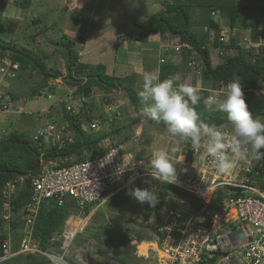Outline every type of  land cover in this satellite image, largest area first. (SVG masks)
I'll return each instance as SVG.
<instances>
[{
  "label": "rangeland",
  "instance_id": "obj_1",
  "mask_svg": "<svg viewBox=\"0 0 264 264\" xmlns=\"http://www.w3.org/2000/svg\"><path fill=\"white\" fill-rule=\"evenodd\" d=\"M20 1L0 0V37L14 42V46L31 52L34 57L47 53L49 57L44 60V64L54 75L46 73L49 79L45 78L47 82L39 88L41 76L35 70L23 71L22 79L17 75L19 70L16 76L11 78L4 77L0 72V138L14 128L34 137L40 130L45 129L48 121L55 120L57 116L55 123L58 122V126L65 124L61 117L62 105L58 104L59 107L57 106L55 111L53 106L63 103L71 95L78 105L82 103L79 98L81 94L75 93V86L67 83L66 62L61 55V48L58 47L61 46L64 36L75 42L73 49L78 53L80 61L94 66L102 63L111 75H133L139 90L142 87L141 74L147 71V64L159 69L164 50L170 49L171 46H180V41L178 38L158 33H151L149 41H140L136 39L140 30L134 23L147 20L168 3H179L192 9L197 7V11L200 6H206V0H30L28 5H22ZM237 2L247 6V15L245 20L243 16L239 18L238 26L235 27L236 35L230 31L228 20L219 17L220 23L226 29V35L236 36L242 45L248 36H251V40L258 37L256 42L263 41L264 37L258 31L264 28V0ZM197 11H193L195 16ZM37 19L39 20L36 21ZM203 30L210 32L208 47L214 66L222 61L225 55L236 52L234 48H227L224 49L225 55L220 56L218 47L215 48L213 44L212 31L208 26H204ZM84 40L88 43L85 44ZM193 56L197 67L190 66L189 73L182 67L183 69L180 68L169 78H177L178 82H188L199 88L210 87L201 77L202 66L198 55ZM178 57L181 58L177 56L176 63L181 65V59ZM9 60L8 55L5 56L3 61L0 59V65ZM153 71L159 73L154 69ZM37 88L41 89V93L33 95L32 92ZM261 90L255 89L250 93L263 102L264 95L260 94ZM104 95L108 96V102L105 101ZM87 102L90 104L88 108L99 121L97 131L111 134L105 142L113 144L120 140L119 143L124 144L135 157L150 158L154 149L162 148L168 150L173 160H180L191 145V142L183 143L179 145L178 151H172L177 147L175 138L167 134L165 127L144 117L139 123L128 126L137 113L123 86H118L108 94L95 88ZM47 109H52L54 113L46 116ZM116 126L122 128L120 134H113L112 129ZM46 138L48 140L45 141L49 145L51 137ZM179 166L180 164L177 165V171ZM154 180L162 183L149 179L145 182H135L129 187L149 188L156 192ZM129 187L107 203L99 207L94 206L86 213L71 208L72 214L66 219L63 230L53 236L54 241L61 243L60 246L49 248L47 252L51 255H19L4 264L165 263L168 258L167 241H159L150 226L156 228L158 224L155 220L156 208L147 203L141 204L130 197L127 194ZM189 200L181 190L178 194H167L159 216L169 208H186L190 204ZM218 217V214L214 216L216 222Z\"/></svg>",
  "mask_w": 264,
  "mask_h": 264
},
{
  "label": "built area",
  "instance_id": "obj_2",
  "mask_svg": "<svg viewBox=\"0 0 264 264\" xmlns=\"http://www.w3.org/2000/svg\"><path fill=\"white\" fill-rule=\"evenodd\" d=\"M220 40L226 43L227 37L222 35ZM244 46L260 53L264 40L252 42L250 38H245ZM180 48L181 45L175 49ZM0 66V72L7 78L16 76L19 70V62L11 59ZM189 66L197 67L193 57ZM226 85L219 83L208 92L222 96ZM241 86L244 92L248 91L243 84ZM79 98L82 100L80 105L71 95L63 103H56L52 109L56 110L62 105L61 117L64 110L72 117L78 116L87 102L85 96ZM52 109L46 110V116L54 113ZM55 120H58V116ZM55 120L48 121L45 129L40 130L33 139L48 140L46 137L49 136L52 140L49 145L59 148L66 140L72 141L74 136L69 123L65 121V124L58 126ZM225 124L227 121L215 125L224 127ZM84 128L97 130L99 121L95 117ZM100 145L106 151L99 156L86 153L81 158L72 155L47 159L43 153L40 169L31 178L30 201L20 212L12 209L11 201L18 194L24 178L4 185L2 192L6 200L2 216L5 225L0 229V264L19 255L50 254L34 238L36 215L44 199L54 201L58 206L69 204L85 213L87 206H90L89 210L94 206L99 207L135 182L154 179L141 163L146 164L148 158L135 157L122 143L107 144L104 139ZM190 150L191 155L187 156L189 150L185 153L177 171L178 182L170 183L180 189L187 199L190 198V204L184 209L169 208L155 219L158 222L155 233L159 241H167L168 253L167 261L157 264H208L211 259H214L213 264H257V260L264 264V162H240L229 174H220L203 147L197 150L191 144ZM131 160L134 167L130 165L118 178V168ZM68 161L71 163L68 164ZM130 177H134L132 184H129ZM216 214L219 216L218 222L214 220ZM14 218L22 225L15 240L11 226ZM237 230H241L242 234H236ZM4 234L7 237L2 239Z\"/></svg>",
  "mask_w": 264,
  "mask_h": 264
},
{
  "label": "trees",
  "instance_id": "obj_3",
  "mask_svg": "<svg viewBox=\"0 0 264 264\" xmlns=\"http://www.w3.org/2000/svg\"><path fill=\"white\" fill-rule=\"evenodd\" d=\"M30 0H21L20 4L28 5ZM197 8V7H195ZM192 9L179 3H168L165 8L158 10L150 18L144 21L135 22L134 25L139 28V34L136 39L140 41H148L151 33H159L161 35H169L178 38L186 45L181 49V65L173 63L171 60H165L160 63V79L169 78L171 74L177 73L180 68L184 67L187 73L191 72L188 65L194 54H197L202 66L201 77L210 87L202 88V96L209 95L207 88H214L219 83L228 84L234 77H238L248 91H245V99L249 110L255 118L264 119V101L251 96L255 89H264V46L260 53H255V49H247L243 47L236 36H231L230 41L225 44L220 40L223 31V25L219 21V17L227 19L228 26L234 28L238 26L239 18L245 20L248 8L242 2L237 0H206V6H200V10ZM264 10V6H262ZM197 11L195 16L194 12ZM198 15L200 17H198ZM37 19L36 21H38ZM208 26L209 30H214L213 44L215 47L223 46L225 49L234 48L236 52L225 55L224 59L215 66L212 64L211 54L209 51V35L210 32L204 31L203 27ZM247 27L246 24H244ZM199 29L196 30L195 28ZM264 37V28L258 31ZM64 46L61 48V55L65 59L67 83L75 86V93L81 94L86 98L91 97L95 88H98L104 94L110 93L118 86H123L134 107L137 116L131 121L130 125L140 122L142 116L139 115L142 108L141 102L137 95L136 77L133 75L116 76L108 74L106 66L102 63L92 65L88 62L79 60V55L73 49L75 42L68 40L64 36ZM64 39L68 41H64ZM253 41H258V37H253ZM75 47V46H74ZM19 62L18 77L22 79L23 71L35 70L41 76L40 87L47 82L44 78L45 73L53 74L45 67L44 60L49 55L41 54L40 57H34L31 52L14 46V42L5 40L0 37V59L3 60L7 56ZM223 56V55H222ZM165 58V55H164ZM183 69V68H182ZM35 89L33 95L40 94L41 89ZM105 101H109L108 96ZM89 102H85L81 107V113L78 116H71L64 110L63 119L69 123L68 127L73 132V140H66L62 147L48 145L43 138L37 140L29 136L25 131L14 128L7 135L0 138V229L5 225L3 219V203L6 200L3 196V187L9 181L19 180L23 177L20 190L17 195L12 198L11 206L14 211L20 212L23 207L30 201L31 196V178L32 175L40 169V157L44 153L47 159L65 158L74 155L81 158L86 153L91 156H99L104 153L105 147L101 146V142L108 138L111 134L97 130H87L84 125L95 118L90 108ZM92 113H88V112ZM197 111L201 115V119L209 124H220L227 121V114L218 110H207L203 103L197 107ZM151 120L150 118H146ZM157 125L165 127L163 122H155ZM122 128L116 126L112 129L113 134H120ZM120 141V140H119ZM113 143L117 144L119 143ZM189 150V151H188ZM187 156L191 155L190 147H188ZM71 161H68L70 164ZM159 202L155 206L156 218H159V210L163 207L165 196L169 193H178L179 189L170 183H160L153 181ZM72 206H58L54 201L44 199L37 212L34 223V238L39 242L43 250H49L51 246H60L61 241H53L54 234L61 232L66 219L71 213ZM90 209L86 207L85 213ZM12 234L14 240L19 234L21 223L14 218L11 222ZM152 231L156 228L151 226ZM7 234L1 236L6 238ZM149 240V239H148ZM16 244V243H15ZM17 245V244H16ZM31 257V254L26 255ZM19 257V256H18ZM6 263V262H4ZM1 263V264H4ZM211 259L208 264H213Z\"/></svg>",
  "mask_w": 264,
  "mask_h": 264
},
{
  "label": "clouds",
  "instance_id": "obj_4",
  "mask_svg": "<svg viewBox=\"0 0 264 264\" xmlns=\"http://www.w3.org/2000/svg\"><path fill=\"white\" fill-rule=\"evenodd\" d=\"M211 31L214 32L213 29ZM221 34L227 37V42H224L227 44L231 36L226 35L225 29ZM180 45V50L172 46L178 51L179 56L182 46L186 43L180 41ZM242 46L245 47L244 44ZM218 49L220 56L225 55L223 46ZM161 62L163 61L160 60ZM141 76L142 87L137 92L142 105L139 115L157 123L163 122L167 134L176 140L177 147L172 151H178L179 145L187 142H191L193 148L197 150L203 147L220 174H229L240 162H264V121L255 118L249 110L238 77H234L226 85L222 96L216 93L202 96L201 88L188 82H178L177 78L160 79L158 74L148 71ZM260 94L264 95V89ZM201 103L209 111L218 110L226 113L227 124L218 127L203 121L197 111ZM184 158L173 160L168 150L157 148L153 150L146 164L143 161L141 163L144 170L154 179L162 183H177V165L182 164ZM131 162L132 160L118 168V178L129 169ZM133 181L134 177H130L129 184ZM127 194L137 202L147 203L153 208L159 202V197L153 189L129 187ZM257 264H260L259 260Z\"/></svg>",
  "mask_w": 264,
  "mask_h": 264
},
{
  "label": "crops",
  "instance_id": "obj_5",
  "mask_svg": "<svg viewBox=\"0 0 264 264\" xmlns=\"http://www.w3.org/2000/svg\"><path fill=\"white\" fill-rule=\"evenodd\" d=\"M9 1H10V0H9ZM87 3H89V1H87ZM87 24H88V21H87ZM89 25H90V24H89ZM229 29H230V31H233V32H234V35H236L237 30L235 29V27H234V28H230V27H229ZM225 30H226V29H225ZM235 31H236V32H235ZM158 34H159V33H158ZM149 40H150V38H149ZM149 40H148V41H149ZM127 41H128V40H127ZM84 42H85V44L88 43L87 40H84ZM143 42H145V41H143ZM164 51H167V52L164 53L165 58H167V59L171 60L173 63L177 64L176 61H178V60H176V57L179 56V55H178V51H175V49H173L172 46H171L170 49L167 48V49H165ZM164 55H163V56H164ZM176 55H177V56H176ZM175 56H176V57H175ZM163 58H164V57H163ZM178 59L180 60L179 57H178ZM145 66H146V63H145ZM150 67H151V66L147 64V71L150 69ZM151 68H152V69H151L150 72H154L153 69L159 72V71H160V61H159V69L157 68V66H153V67H151ZM144 72H145V71H144ZM155 73H157V72H155ZM159 73H160V72H159ZM159 73H158V74H159ZM174 74H176V73H174ZM172 75H173V74H172Z\"/></svg>",
  "mask_w": 264,
  "mask_h": 264
},
{
  "label": "water",
  "instance_id": "obj_6",
  "mask_svg": "<svg viewBox=\"0 0 264 264\" xmlns=\"http://www.w3.org/2000/svg\"><path fill=\"white\" fill-rule=\"evenodd\" d=\"M41 72L44 74V78H48L49 77L43 70H41ZM236 234H240L241 235L242 234L241 230H237Z\"/></svg>",
  "mask_w": 264,
  "mask_h": 264
},
{
  "label": "bare ground",
  "instance_id": "obj_7",
  "mask_svg": "<svg viewBox=\"0 0 264 264\" xmlns=\"http://www.w3.org/2000/svg\"><path fill=\"white\" fill-rule=\"evenodd\" d=\"M156 244H154V246H155ZM163 253V252H162ZM164 254V253H163Z\"/></svg>",
  "mask_w": 264,
  "mask_h": 264
}]
</instances>
